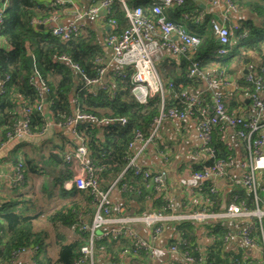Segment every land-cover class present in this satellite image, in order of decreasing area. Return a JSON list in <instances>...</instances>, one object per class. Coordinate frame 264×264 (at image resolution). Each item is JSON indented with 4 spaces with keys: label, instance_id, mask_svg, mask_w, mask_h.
Returning <instances> with one entry per match:
<instances>
[{
    "label": "trees",
    "instance_id": "1",
    "mask_svg": "<svg viewBox=\"0 0 264 264\" xmlns=\"http://www.w3.org/2000/svg\"><path fill=\"white\" fill-rule=\"evenodd\" d=\"M232 1L236 12L229 14L230 20L226 24H235L237 28L231 36L229 52L224 58L212 56L219 48L213 30V13H206L199 19L201 8L194 0H186L183 5H174L165 10L169 19L182 22L190 32L201 38V43L186 55L175 56L167 53L157 63L165 85L168 87L172 84V88H167L165 92L164 110L173 107L186 109L182 93L198 92L201 88V74L189 75L190 68L196 61L199 62L201 71L210 61L217 62L219 72H224L225 76L244 68L247 72L261 74L264 85V0ZM128 5H143L145 15L149 14L147 0H129ZM70 7L69 3L56 5L39 0H8L0 23V84L3 83V92L0 93V145L7 139V132L13 129L14 123L21 117L22 108L33 106L37 102H43V105L47 106L48 116L44 111H32L31 128L35 132L42 130L48 117L56 124L67 120L76 112L92 115L95 119L81 120L76 125L75 132L87 147V157L98 168L97 176L101 188L107 190L120 177L117 186L128 199L140 191L136 214L163 210L171 212V208L164 209L170 205L164 190L158 191L152 181L145 180L141 174H135L134 169L126 168L131 154L129 143L137 132L145 139L150 136L154 120L161 111V98L156 95L146 104H140L132 93V70L127 68L121 69L126 73L125 76L116 75L108 79L107 87L94 95L86 85L83 74L90 78L96 77L100 65L98 59L105 57L96 30L85 25L79 34L64 41L50 31L40 30L33 22L42 21L57 11ZM184 15L188 17L185 18ZM110 20L116 21L117 28L110 24ZM103 21L110 27L107 33H118L128 26L125 11L119 3L113 4L110 14L103 18ZM62 55L71 58L80 66L82 72L60 60L59 56ZM36 70L49 87L45 96L40 95L38 82L31 81ZM7 76L9 79H6ZM255 86V81L247 79V73L238 78L240 98L237 96L230 102L224 99L227 109L232 112L237 102L244 105L247 99H250ZM199 96L201 105L210 111L213 104L211 94L205 91ZM194 109L198 118L199 108ZM120 118H126V122L121 123ZM77 145L74 141L65 139L61 133H56L53 139L45 141L39 149H35L37 152L34 150L38 156L32 160L21 155L16 158L9 156L15 166L19 163L22 165L24 180L12 182V189L19 193L18 197L2 198L0 202V264H9L15 250L29 246L39 247L37 264H76L87 233L76 231L78 239L71 240L66 229L79 221L78 218L75 219L73 211L80 204L78 200L93 202V196L76 186L69 192L62 188L58 190L62 197L77 198L60 208L50 210L52 212L47 215V220L42 221L51 225L55 237L58 254L53 259L47 255L49 232L37 228L42 212L31 210L20 191L26 185L28 173L31 171L49 175L53 182L52 187L43 185L41 192L46 191L48 198L53 196L62 180L73 176V161H68L66 157ZM17 148L11 150V154ZM211 148L214 156L206 155L204 160L193 165L192 172L211 167L217 159L235 158V150L222 138L218 128L213 132ZM44 149H47V155L43 152ZM245 155L247 156L246 150ZM212 187L213 181L205 180L200 193L204 200H212L208 205L210 210L219 211V195L211 190ZM235 197L240 208L254 209L257 206L253 192L241 183L233 186L228 195V202H232ZM199 228L189 221L180 223L178 229L183 240L179 244L176 243L178 249L181 252H189L197 260L202 258L207 264L228 263V256L224 253V237L228 231L225 223L208 222L201 226L212 237V243L208 246L205 256L194 246H190ZM255 235L258 237L259 233L256 231ZM255 235L252 233L254 239L257 238ZM119 238L124 240L123 237ZM116 242L113 236L98 240L95 243L94 264H107L106 259H114L111 255L114 254ZM129 243L131 244V241ZM100 256L105 260L101 261ZM234 264L242 263L239 259H234Z\"/></svg>",
    "mask_w": 264,
    "mask_h": 264
},
{
    "label": "built area",
    "instance_id": "2",
    "mask_svg": "<svg viewBox=\"0 0 264 264\" xmlns=\"http://www.w3.org/2000/svg\"><path fill=\"white\" fill-rule=\"evenodd\" d=\"M147 1L148 15H145L143 5L130 6L126 0H92L90 6L85 10L77 9L72 0H54L53 4L56 5L71 4L70 8H72L74 20L69 25H56L51 29V33L61 40H69L79 34L85 27V18H105L110 14L113 4L119 3L122 5L128 20V26L121 32L108 33L105 37V42L113 49L112 57L110 59L106 57L99 58L98 63L100 65L97 76L90 78L83 74V78L90 91L96 95L97 91L107 87V83H109V66L113 63L118 66L112 73L113 77L116 75L125 76L126 73L121 71V69L132 70V93L140 104H146L151 97L156 95L161 98V111L154 120L150 136L145 139L140 132H137L134 139L129 143L131 154L128 157L126 168L134 169L135 174H141L145 180L152 181L158 191H162L165 185L166 171L154 172L142 165L139 159L146 152L153 136L156 135L165 120L175 118L181 120L186 116L196 117L194 108L197 107L199 108V116L198 118L196 117V130L201 141V149L207 157L214 156L211 142L216 128L222 132L228 128L236 130L238 136L242 139L247 156L241 162V184L253 192L257 206L254 209L240 208L237 202L234 201L228 205L226 210L214 211L208 208L212 200L207 198L202 206L191 212L173 213L164 212L166 210H163L123 215L121 214L123 207L120 204L112 203L110 197L111 191L117 186L120 177L107 190H103L97 176L98 168L87 157V147L81 142L72 152L67 154L66 159L77 163V172L72 179V183L78 189L87 191L93 196L95 211L90 222L79 220L70 227L71 230L78 229L87 233L86 241L80 247V256L76 264H94L95 243L108 236L130 238L132 241V254H139L144 249L152 251L154 250L152 244L138 235L135 230L136 225H143L155 238L162 233L165 224L187 220L208 223L228 219L256 218L262 229V248L264 251V203L260 204L257 182L258 172L264 171V132L262 130V117L264 115L263 76L247 72V79L255 81L256 85L250 97L254 114L248 118L230 112L226 107L223 95L220 93L214 94L210 111L201 105L200 93L186 91L182 93V97L186 102V109L180 110L173 107L164 110L165 92L167 88H172V84H169L168 87L165 85L159 74L157 63L167 53L177 56L186 55L195 50L200 45L201 38L190 32L182 22L169 19L165 13L167 8L174 5H183L186 0ZM6 2V0H3L0 4V23L7 6ZM205 2L206 4L209 3L211 10L203 9L198 5L201 8L199 19L206 13H213L212 9L223 7L222 23L215 19L214 16L212 20L213 30L219 43V48L212 53V56H227L229 52L228 45L231 43V36L237 26L235 24L227 25L225 22L230 20L229 14L236 12V7L232 0H205ZM184 17L187 18L188 15H184ZM42 21V24L45 23V20ZM33 22L38 25L41 21L33 20ZM110 24L117 28L115 20H110ZM59 59L70 64L75 70L82 72L80 66L73 62L71 58L62 55L59 56ZM196 74L202 75L198 61L193 63L189 73L190 76ZM6 79H9V76ZM205 79L211 89L217 85L227 84L224 72H219L215 78L207 76ZM31 81L38 82L40 95L45 96L49 91L45 79L39 75L37 70L32 75ZM2 92L3 83L0 84V93ZM33 110L42 113L44 111L43 102H37L33 106L29 105L22 108L20 111L21 117L14 123L13 129L7 132V142L38 143L50 137L48 133L51 127L48 124L39 132L32 130L30 115ZM92 119H95L92 115L76 112L67 120L56 123V126H71L75 132V127L81 120ZM119 121L125 123L126 118H120ZM227 144L230 146L229 143ZM233 165L234 158L229 160L217 159L211 167H207L203 171L193 172V177L199 182L198 190L201 191L205 180L213 181L214 179L227 177ZM23 180L24 173L22 165L19 163L14 168L12 182L18 183ZM130 188L133 189L132 187ZM211 190L217 192L215 186ZM135 193L139 195L140 191ZM167 208H171V205L164 209ZM118 213L119 215H116ZM241 235L247 244L255 245L251 226L245 227ZM170 249L171 251H180L176 244L172 245ZM38 251V246L21 247L12 253V259L9 264H16L22 255L28 257L26 264H37ZM181 255L185 261L191 264H207L202 258L197 260L187 251L181 252Z\"/></svg>",
    "mask_w": 264,
    "mask_h": 264
},
{
    "label": "crops",
    "instance_id": "3",
    "mask_svg": "<svg viewBox=\"0 0 264 264\" xmlns=\"http://www.w3.org/2000/svg\"><path fill=\"white\" fill-rule=\"evenodd\" d=\"M3 0H0V4ZM8 3V0H6ZM45 2L46 4L53 3L54 0H39ZM77 9L85 10L90 6L92 0H72ZM128 1V0H126ZM129 2V1H128ZM209 3L206 4V8L210 9ZM211 10V9H210ZM214 18L216 16L222 20L223 7L212 9ZM233 15V14H232ZM231 15V16H232ZM53 17H55L53 19ZM233 17V16H232ZM50 19V20H48ZM233 19V18H232ZM45 23L40 22L37 26L40 30L45 32H51V29L56 25H69L73 22L72 8H66L57 11L54 15L47 17ZM85 24L92 29L96 30L98 41L101 44L105 57L110 59L113 55V49L105 42V37L107 36V31L109 30L108 24L103 21V18L87 17L84 20ZM227 22V21H226ZM225 22V23H226ZM43 26V28H40ZM118 66L111 63L109 66L108 79H112V73L116 70ZM246 69H240L236 73L228 74L226 76L227 84L217 85L213 89L208 86L205 77L215 78L219 73V66L217 62L210 61L202 69V79L203 83L201 88L196 91V93H202L208 91L211 94L213 101V96L216 93L223 95L227 102H230L233 98H237L240 89L237 87V79L246 75ZM240 98V95L238 96ZM246 99V97H245ZM244 99V100H245ZM234 113L243 115L246 118L254 114L252 103L250 99H247L245 104L240 105L239 102L232 109ZM47 106L44 105V114H47ZM196 117L186 116L184 119H167L160 126L158 132L156 133V138L151 141L146 152L140 157L139 161L145 167L150 168L154 172L166 171L165 185L163 190L165 191V196L171 205V212L182 213L191 212L199 206H202L206 199H203V195L198 190L199 182L192 175V167L194 164L200 163L206 158V154L201 149V141L196 130ZM263 132H264V115L262 117ZM47 124L50 125L49 135L50 137L38 142H7L6 140L2 143L0 150V202L2 198H16L18 197L17 192L12 189V177L14 176L15 163L10 160L9 156H19L24 158H29L32 160L37 154L34 150L39 149L41 144L45 141L53 139L56 133H61L65 139L74 141L76 144H80L82 141L74 132L73 127H58L54 124L48 117ZM222 138L230 144V146L235 150L234 165L230 168V173L225 178L214 179L213 183L219 195L220 205L219 211L226 210L228 205L232 202H237V197H235L232 202H228V195L232 188L236 184L241 183V162L246 158L245 146L242 139L238 136L236 130L231 128L226 129L224 132L221 131ZM27 143V144H26ZM18 147L12 154L11 150ZM36 151V150H35ZM37 152V151H36ZM46 155L48 153L47 149L43 151ZM245 155V156H244ZM77 163H73V176L70 179H63L61 184L57 186V190L54 195L50 198L47 197V192H41L43 185L52 187V180L48 174H41L36 172L28 173V180L26 185L22 188L20 192L23 193V198L27 200V206L30 209L38 212H42L38 220H47V215L52 212L55 208H60L65 203L70 202L74 198H65L59 195L58 190H65L69 192L73 188L72 179L77 172ZM258 184L260 191L264 194V171H259L258 174ZM260 191L258 192V197L260 202L264 203V197L261 196ZM111 201L114 204H120L123 208L121 214L123 215H135L136 210H138L139 204L138 195H133L129 199L123 194V191L115 186L111 191ZM78 199H80L78 197ZM82 200V199H81ZM78 200L80 204L77 208H74L75 219L86 220L90 222L94 215V203L86 202L84 200ZM256 201V200H255ZM31 202V203H29ZM53 209V210H52ZM125 209V211H124ZM52 210V211H50ZM116 215H119L116 214ZM194 223L200 228L196 230V238L193 242H190V246H194L197 251L202 255H206L208 251V246L212 243V237L203 229L201 226L205 223H200L196 221L187 220ZM182 222H169L165 224L162 233L157 237H153L150 231L143 225L138 224L135 226V230L138 235L148 240L152 246V251L142 250L139 254H132V241L130 238L113 237L117 242L115 243L114 254L111 257L114 259H103L101 256L99 259L105 260L107 264H191L185 261L181 255V251H171V246L180 243L181 233L178 229V225ZM219 222V221H215ZM228 227V231L225 234V245L224 253L228 256L227 262L225 264H234V259H239L242 264H264V251L262 248V234L261 228L258 220L256 218H239V219H228L222 220ZM48 226L51 227L49 223ZM73 225V224H72ZM71 225V226H72ZM252 227V233L257 231L259 233L255 240V245H249L245 242L243 236L241 235L242 230L247 227ZM67 232L69 233V238L72 240L78 239L79 235L76 230H71L67 227ZM264 231V229H263ZM47 240L48 250L47 255L55 259L57 257V249L55 244V237L49 235ZM127 239V240H126ZM131 241V244L129 243ZM53 250L55 256H51L50 252ZM28 257L22 255L20 259L17 260L16 264H26Z\"/></svg>",
    "mask_w": 264,
    "mask_h": 264
},
{
    "label": "rangeland",
    "instance_id": "4",
    "mask_svg": "<svg viewBox=\"0 0 264 264\" xmlns=\"http://www.w3.org/2000/svg\"><path fill=\"white\" fill-rule=\"evenodd\" d=\"M129 1V0H128ZM219 57H221V58H224V57H226V56H220L219 55ZM258 190L260 191V188H259V184H258ZM260 194H261V196H263L264 197V194H263V192H261L260 191ZM45 221V220H44ZM39 223H38V229H42V230H45V231H48L49 232V234L51 235V236H53V238H54V234H53V232H52V227H50V226H48V224L46 223V222H42V220H39L38 221ZM51 239V238H50ZM49 239V241H51ZM256 239V238H255ZM50 254H51V256H55V254H54V252H53V250L51 249V252H50Z\"/></svg>",
    "mask_w": 264,
    "mask_h": 264
},
{
    "label": "water",
    "instance_id": "5",
    "mask_svg": "<svg viewBox=\"0 0 264 264\" xmlns=\"http://www.w3.org/2000/svg\"><path fill=\"white\" fill-rule=\"evenodd\" d=\"M196 2L197 5H199L201 8H206V2L205 0H194ZM216 19L222 23L221 19L219 17L216 16ZM40 28H43V26H40ZM248 70H245V72L247 73Z\"/></svg>",
    "mask_w": 264,
    "mask_h": 264
}]
</instances>
